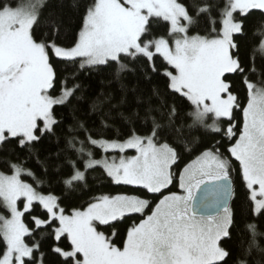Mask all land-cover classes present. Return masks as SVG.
I'll use <instances>...</instances> for the list:
<instances>
[{
	"label": "snow or ice",
	"instance_id": "obj_1",
	"mask_svg": "<svg viewBox=\"0 0 264 264\" xmlns=\"http://www.w3.org/2000/svg\"><path fill=\"white\" fill-rule=\"evenodd\" d=\"M43 3L29 0L15 8L0 5V148L16 143L31 150L60 126L56 108L79 98L76 93L81 86H68L67 81L59 95L51 94L57 83L53 58L78 62L80 68L114 62L118 72L128 70L124 60L144 61L155 72V58L162 57L169 66L163 73L167 89L192 108L189 127L202 126L227 137L226 152L238 162L253 213L264 215V84L258 86L248 79V72H255V67L246 70L234 51L238 46L233 38L243 33V23L234 14L247 16L253 10L264 14V0H227L220 12L219 31L211 17V5H193L197 16L209 17L215 35H190L195 21L179 0H93L85 7L70 45L56 42L60 27L55 22L51 36H34ZM161 20L168 25L167 34L156 36L152 25ZM237 77L246 89V105L235 94ZM161 109L156 110L160 120L149 109L152 127L147 135L133 131L121 142L95 138L85 129V140L77 141L75 136L67 140L85 171L100 167L114 183L142 189L144 197L101 194L86 206L66 212L59 197L42 194L22 179L27 175L37 185L42 183L30 169L8 161L12 174L0 172V202L11 218L0 216V264H45L39 241H26V237L33 240L34 231L57 242L50 250L59 264H226L229 252L220 242L230 238L233 225L231 159L220 151L217 141L176 171L181 154L161 137L166 129L177 137L182 130L175 127V105L161 100ZM235 110L242 112L240 128L234 122ZM209 116L213 118L210 125L206 124ZM221 120L228 121L226 127L217 123ZM77 127L83 129L84 125L78 122ZM181 143L185 151H191L189 141ZM92 148L99 149L102 156L96 158ZM129 149L136 154L122 155ZM110 152L121 155L112 157ZM69 164L73 173L64 183L71 187L85 179V171L77 168L75 161ZM174 184L179 193L171 191ZM21 200L22 208L18 207ZM34 203L43 209V218L32 215ZM25 213L32 218V228L24 222ZM133 217L117 246L115 223ZM247 228L255 237L256 225Z\"/></svg>",
	"mask_w": 264,
	"mask_h": 264
},
{
	"label": "trees",
	"instance_id": "obj_2",
	"mask_svg": "<svg viewBox=\"0 0 264 264\" xmlns=\"http://www.w3.org/2000/svg\"><path fill=\"white\" fill-rule=\"evenodd\" d=\"M28 2L29 0H0V5L7 4L15 8L24 6ZM92 2L93 0H45L39 10L34 36L37 39L51 36L52 23L55 22L60 27L56 42L61 45H70L80 29L85 7L91 5ZM179 2L188 7L194 18L195 23L189 29L190 35H208L209 33L215 35V32H212L213 25L209 22V17L204 14L197 16L193 8V5L203 3L211 5V17L215 20V29L220 30V12L227 0H179ZM234 17L243 23V33L233 37L238 46L234 51L237 52L246 70L255 67V72H248V79L258 86L262 85L264 84V50H261V42L264 40V14L259 10H253L247 16H240L237 13ZM152 29L156 36L166 35L168 25L161 20L153 23ZM124 63L128 64V70L118 72L114 62L108 65L80 68L78 62L71 63L53 58L57 83L51 90V94L59 95L62 83L67 81L68 86L73 83L81 86L76 93L79 98H73L69 104L56 108L60 126L55 129L54 134H47L31 150L27 147L21 149L16 143L0 148V172L7 175L12 174L8 161L23 163L25 168L35 174L36 180L42 183L37 185L35 180L27 175L22 179L32 184L42 194H53L59 197L60 204L66 212L74 207L86 206L94 197L101 194H127L144 197L146 194L142 189L115 184L100 167L85 171L75 150L68 147L67 140L73 136L77 141L85 140V129L95 138L121 142L127 139L133 131L139 135H147L152 127L148 116L149 109H152L151 115L160 120L156 110L161 109V100H163L168 105H175L177 113L175 127H180L182 130V135L177 137L171 129H166V134L161 137L172 143L181 154L178 165L174 166L176 171L194 159L204 148L217 144V141H219L217 146L220 147V151L231 159L234 196L230 209L233 215V225L230 228V238L226 237L220 242L221 247L229 252L226 264H240L241 261L244 264H264V215L258 216L253 213L248 190L239 174L238 162L226 152L225 146L230 143L227 137H224L222 132H213L202 126L189 127L192 120L188 113L192 111V108L184 98L167 89V78L163 73L169 66L162 57L155 58L157 68L155 72L144 61L133 63L124 60ZM234 83L235 94L241 104L246 105L247 93L240 77H237ZM154 92L160 95H155ZM161 110L167 111V109ZM234 116L236 128H240L243 120L242 112L235 110ZM78 122L84 125L83 129L77 127ZM162 122L167 123L166 120ZM219 124L224 128L228 121L221 120ZM70 128L73 131L70 132ZM181 141H189L191 151H185ZM91 150L96 158L102 156L99 149L92 148ZM69 161H75L76 167L85 171V179L73 182L71 187L64 183L73 173ZM171 191L179 193L180 189L177 184H174L171 186ZM0 215L8 216L2 202H0ZM32 215L43 218L44 211L39 205L33 204ZM133 219L135 217L125 218L124 221L115 223L117 246L122 243ZM24 222L30 228L34 226L28 213H25ZM249 224L256 225L255 237L247 228ZM26 241L29 243L39 241L40 251L45 256V264H59V258L50 250L57 243L52 236L41 237L38 232L34 231L33 240L26 237ZM61 243L66 244L67 241L62 240ZM2 248L3 242L0 239V249Z\"/></svg>",
	"mask_w": 264,
	"mask_h": 264
},
{
	"label": "rangeland",
	"instance_id": "obj_3",
	"mask_svg": "<svg viewBox=\"0 0 264 264\" xmlns=\"http://www.w3.org/2000/svg\"><path fill=\"white\" fill-rule=\"evenodd\" d=\"M44 2H45V0H44ZM29 3V2H28ZM208 119H210V122H208ZM213 122V118L211 117V116H209L208 118H207V120H206V123L207 124H211ZM217 123H219V121L217 122ZM136 153H135V151L134 150H132V149H129V150H127L126 152H124L122 155H124L125 157H131V156H133V155H135ZM108 155L109 156H112V157H116V158H119V156L121 155L120 153H118V152H110V153H108ZM111 178V177H110ZM112 179V178H111ZM113 181V180H112ZM116 184V183H115ZM119 185H122V184H119ZM126 186H129V185H126ZM132 187H135V186H132ZM35 204V203H34ZM4 205V204H3ZM22 206H23V200H21V201H18V207H21L22 208ZM4 207H5V205H4ZM6 208V207H5ZM6 210H7V212H8V216H3V217H5V218H11V215H10V212H9V210L6 208ZM232 212V211H231ZM1 216V215H0ZM223 240V239H222ZM221 240V241H222Z\"/></svg>",
	"mask_w": 264,
	"mask_h": 264
},
{
	"label": "water",
	"instance_id": "obj_4",
	"mask_svg": "<svg viewBox=\"0 0 264 264\" xmlns=\"http://www.w3.org/2000/svg\"><path fill=\"white\" fill-rule=\"evenodd\" d=\"M232 184H233V196H234V183H233V181H232ZM233 196H232L231 200L229 201V207L231 206Z\"/></svg>",
	"mask_w": 264,
	"mask_h": 264
},
{
	"label": "bare ground",
	"instance_id": "obj_5",
	"mask_svg": "<svg viewBox=\"0 0 264 264\" xmlns=\"http://www.w3.org/2000/svg\"><path fill=\"white\" fill-rule=\"evenodd\" d=\"M62 41V40H61Z\"/></svg>",
	"mask_w": 264,
	"mask_h": 264
}]
</instances>
